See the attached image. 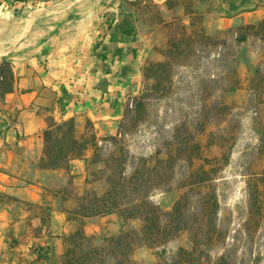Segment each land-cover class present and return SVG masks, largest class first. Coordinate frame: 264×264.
Here are the masks:
<instances>
[{
    "label": "trees",
    "instance_id": "1",
    "mask_svg": "<svg viewBox=\"0 0 264 264\" xmlns=\"http://www.w3.org/2000/svg\"><path fill=\"white\" fill-rule=\"evenodd\" d=\"M21 1L35 8L37 0ZM44 1L54 4L60 0ZM194 15L200 25L203 15ZM194 26V21L189 23V34ZM200 30L206 34L204 28ZM11 69L7 60L0 61V96L12 92L17 83L18 76ZM147 81L138 102L126 111L129 114L138 107V120L119 121L113 135H99L90 120L81 128L70 119L44 129L39 170L62 171L67 180L57 187H43L42 197L31 205L63 214L69 231L60 237V253L44 242L33 263L264 264V120L260 109H253L256 116L252 120L258 144L243 152L249 157L245 214L232 229L230 219L220 216L218 183L242 128V120L224 100L240 84H226L212 93L195 119L174 120L164 126L142 119L154 87L153 80ZM58 104L63 113L62 98ZM137 127L138 131L149 128L156 135L152 152L136 156L125 145L126 134ZM75 162L83 163L81 182L77 180L80 174L72 172ZM155 195L168 198V203L154 201ZM109 215L117 219L116 232H85L93 219Z\"/></svg>",
    "mask_w": 264,
    "mask_h": 264
},
{
    "label": "rangeland",
    "instance_id": "2",
    "mask_svg": "<svg viewBox=\"0 0 264 264\" xmlns=\"http://www.w3.org/2000/svg\"><path fill=\"white\" fill-rule=\"evenodd\" d=\"M136 2L131 7L145 46L138 92L124 100L120 114L114 119L91 121L80 112L73 120L79 128L85 120H90L99 135H113L119 121L138 120V107L129 114L126 111L138 102L147 80H153L154 87L142 119L169 126L174 120L195 119L197 110L212 93L216 94L226 84H240V89L226 94L224 100L236 112V118L242 120V128L218 183L220 216L230 219V228L234 229L245 214L247 199L245 173L249 157L243 152L247 147L254 148L258 144L252 124L256 116L254 108L260 109L259 114L264 120V0H255L249 13L234 19L220 11L221 3L225 5L226 0ZM102 4L96 5L73 51L65 55L55 54L59 59L77 58L98 43L104 32L101 30ZM35 5L38 8L52 4L37 0ZM35 8L25 6L21 0L13 3L0 0V17H12L19 10ZM195 13L203 15L200 25L195 20ZM193 21L195 31L189 34V23ZM242 38V42H236ZM40 59L11 64V70L19 76L22 70L30 69L29 63ZM184 63L190 64L184 66ZM211 79L213 83L208 82ZM42 116L50 124L60 117V109L49 107ZM155 136L151 129L143 127L138 131L137 127L126 134L125 145L136 156L148 154L154 150ZM13 153L11 160L8 157L4 160L6 167L0 169L16 179L11 189L0 191V264H34L32 260L44 242H50L57 253L61 252L60 237L69 231V225L63 214L48 212L44 207L36 208L31 203L42 197L43 187L64 184L67 176L62 171L46 173L39 170L42 145H21L13 149ZM72 172L80 174L78 182L83 181L82 162L73 163ZM153 200L168 203V198L160 195H155ZM104 230L109 233L118 230L115 216L97 217L85 228L87 234H98ZM180 244L185 245V242L180 241ZM144 257L147 258L148 254Z\"/></svg>",
    "mask_w": 264,
    "mask_h": 264
},
{
    "label": "crops",
    "instance_id": "3",
    "mask_svg": "<svg viewBox=\"0 0 264 264\" xmlns=\"http://www.w3.org/2000/svg\"><path fill=\"white\" fill-rule=\"evenodd\" d=\"M132 1L60 0L0 17V61L22 64L41 58L22 70L12 92L0 96V169L18 146L42 145L48 125L42 112L59 107L60 98L64 112L51 123L75 119L80 112L91 121L114 119L124 100L138 92L145 46ZM254 1L226 0L220 11L234 19L249 13ZM99 2L104 32L98 43L77 58L59 59L55 54H70L81 40ZM15 181L0 171V191Z\"/></svg>",
    "mask_w": 264,
    "mask_h": 264
}]
</instances>
